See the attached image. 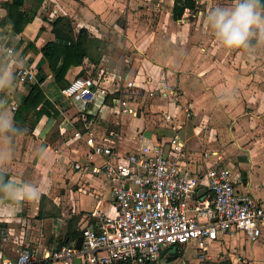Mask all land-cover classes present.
Returning <instances> with one entry per match:
<instances>
[{"label":"crops","instance_id":"0c3cea01","mask_svg":"<svg viewBox=\"0 0 264 264\" xmlns=\"http://www.w3.org/2000/svg\"><path fill=\"white\" fill-rule=\"evenodd\" d=\"M8 1L0 0V22L7 13L5 5ZM133 1L43 0L37 7L33 20L28 22L19 34L13 33L10 25L0 24V67L6 66L14 78L13 86L7 91L0 92V98H3L7 105L8 114L13 115L11 105L15 103L18 106L28 92L27 84L18 85L16 81L14 70L18 62L30 67L36 73L37 79L44 76L41 86L60 112L58 117L43 115L31 132L22 127L23 130L19 134H10L7 138L0 137V149L9 153L7 161L0 164V170L10 173L9 181L13 185L29 184L40 194L38 199L26 201L20 191L3 192L0 198V257L12 256L15 251L14 249L10 255L6 254L2 250L3 246L11 245L16 248L19 245H30L36 251V264H39L43 251H52L57 246L59 237L67 230L72 228L81 230L83 226L93 225L98 213L103 212L110 216L116 214L110 184L102 177H92L69 166L71 161L83 158L85 148L84 145H69L67 141L69 138L66 136L70 131L84 130L83 116L93 121V126L98 131L103 130L106 121H113V117L109 115L104 105L98 102L90 103L87 108L94 112V115L87 112L83 114L78 110V106L63 98L39 47L44 41L59 42L51 31V21L60 15L68 17L76 31L81 27L85 28L89 37L93 39L92 42L102 43L105 46L104 55L105 52L108 53L107 46L111 45L109 40L115 37L114 32L117 28L114 26L121 22L122 17L128 19L129 4ZM32 3L35 4V0H26L24 7L29 8ZM168 4V22H172L175 21L171 18L173 0H169ZM7 47L13 49L12 56L5 57L2 54V50ZM171 49L173 51L175 47ZM164 50L165 52L161 53L158 48L156 51L150 49L149 53L158 61L156 64L162 66L164 63L168 68L169 66L177 68L181 63L175 62V58L169 60L164 57L169 52L168 48ZM193 55L200 56L198 64L204 72L197 83L190 81L187 85L189 90L184 92L185 96L189 94L191 97L186 100L192 110L191 118L183 121V124L178 120L176 124V133L185 144L183 170L186 175L200 178L202 186L200 192L203 194L207 191L205 171L208 168L225 166L229 169L238 191L264 199V48L249 53L244 50L225 51L219 45L205 46L201 49L195 45L190 49L188 58H192ZM102 61L99 62V66L103 65ZM125 61V58L123 62L121 61V69L112 68V73L116 74L120 70L123 76L135 77L137 82L143 81L144 77L141 78L137 73L133 74L134 70L123 72ZM92 64L95 65L88 58L84 59L81 65L71 66L65 78L70 81L83 68ZM134 66L132 64V68ZM195 67L198 68L196 65ZM183 73L182 70L180 75ZM159 74L160 72H157V77L152 76L150 85L156 84L157 80L162 78ZM112 76L108 78V84ZM181 84L185 86L184 83ZM201 86L207 94H199L202 93ZM159 102L161 101L156 100L149 109L154 110ZM175 105V108H178L179 104ZM68 107L75 108L78 115L75 113L68 115L70 110ZM103 117L106 120H102ZM54 126H57L60 134V145H55L57 140L55 144L47 140ZM120 126L122 130L120 148L123 151L132 149L133 135L138 131H143L150 137H154L156 133L161 135L171 133L160 125L147 127L143 116H124ZM203 152H208L209 155L204 156ZM68 177L73 180L76 187L82 189L68 192ZM56 186H59L62 204L57 215L52 214L49 211L51 206L41 200L44 196L45 198L55 196ZM68 198L71 199L69 211ZM240 236L245 238L241 231L226 233L212 242L210 249L223 240L232 241L231 246L241 247L240 252L243 254H251L254 263H264V224L262 234L256 242L246 244L248 240L245 238L246 241L239 244ZM15 240L18 244H14Z\"/></svg>","mask_w":264,"mask_h":264},{"label":"built area","instance_id":"2783aa9c","mask_svg":"<svg viewBox=\"0 0 264 264\" xmlns=\"http://www.w3.org/2000/svg\"><path fill=\"white\" fill-rule=\"evenodd\" d=\"M12 52L11 47L2 50L5 57ZM14 72L18 85L37 81L36 73L23 63L18 62ZM113 77L108 84L102 73L94 76L93 70H85L60 87L59 93L83 114L94 115L87 108L98 102L113 117L98 131L93 121L83 116L85 128L78 136L85 151L83 158L69 166L110 184L116 214L98 213L93 225L81 228L78 248L73 240L43 251L41 259L61 264H74L77 257L81 264H185L183 256L188 250L204 260L211 243L229 232L241 231L249 242H256L264 224V199L238 191L225 166L205 171L207 191L202 194L200 178L183 170L185 144L176 133V115L164 112L160 117V127L170 134L150 137L138 131L132 149L121 150L122 117L143 116L156 100L176 102L177 97L164 82L150 85L151 78L137 82L122 72ZM16 108L17 104L11 105L13 112ZM173 245L180 254L170 259ZM36 262V251L30 245L18 246L12 256L0 257V264Z\"/></svg>","mask_w":264,"mask_h":264},{"label":"rangeland","instance_id":"374dc122","mask_svg":"<svg viewBox=\"0 0 264 264\" xmlns=\"http://www.w3.org/2000/svg\"><path fill=\"white\" fill-rule=\"evenodd\" d=\"M231 1L232 0H197L196 9H187L181 19L168 22L167 12L169 0H134L129 4L130 13L128 19L122 17L121 22L116 23L114 26L117 28V31L114 32L115 37L111 40L108 39L111 43V45L106 48L108 53L105 52L100 58V61H102L105 57V60L102 61L103 65L99 66V61L95 65L92 64L85 67V70H93L94 76L102 73V75L108 79L111 75H116L112 73V68L121 69V63L125 58L128 62H124L123 72H125V70H134L133 74L137 73L141 78L144 77L145 79H152L153 75L157 77V72H160L159 76L162 78L157 81L171 85L172 89L176 91L175 96L177 100L175 102L168 98L166 99V101L169 102L168 104L165 103L166 101L160 100L161 102L155 106L154 110L147 108L145 110L147 112L143 115L144 123L147 127H158L161 123V115L164 112H170L176 115V124H178V120H181L180 124H183V121L188 120L192 116L191 114L187 115L188 111L192 113L190 104H187L188 102L186 101L190 95L186 94L185 96L184 92L189 90L187 85L190 84V81L197 83V80L201 78L204 72L200 69V65L198 64L200 56L193 55L192 58H188L189 51L193 49L195 45L199 49L205 48V46H218V43H216L209 30L205 27V17L207 12L216 5H230L232 3ZM204 34L205 37H203ZM165 45L167 47H165ZM171 47H175V49L172 51ZM156 48L160 49L161 53H163V51L165 52V48H168L169 52H167V55H164V57L169 58V60L175 58V62L181 64L178 65L177 68L170 66L168 68L164 63L162 66L156 64L158 61L154 60L151 53H149L150 49H155L156 51ZM178 52L180 53L179 55ZM108 56L110 58H108ZM111 56L113 57L111 58ZM132 64L135 65L134 68H132ZM187 64H190V66ZM195 65L198 68H196ZM107 66L109 68L105 69ZM182 70L184 73L180 75L182 74ZM118 71L121 72L120 70ZM113 76L112 79H115ZM112 79L110 78L109 81L111 82ZM181 83H184L185 86ZM200 89H202V93L199 94H207L205 90L203 91L202 86ZM176 103L179 104L178 108H175ZM186 107L189 108L188 111L185 109ZM68 108L70 109L67 113L68 115L75 113V108ZM75 115L78 114L75 113ZM53 129L51 136L47 137V140H51L50 142L54 144L56 143L55 140H57L55 145H60L61 139L59 138L60 134L57 126H54ZM80 131L81 130L68 132L66 136L69 138L67 139L69 145H83L82 139L78 136ZM67 181L70 183H68L67 186L68 192L82 189L79 186L76 187V184H73V180L71 181L70 177H68ZM54 189V192H56L55 196L48 198L44 196L41 200L51 206L49 211L52 214L57 215L60 212L62 204L60 203L59 186H56ZM67 202L69 211L71 209V199L68 198ZM244 241H246V239L240 236L238 243L241 244L244 243ZM14 242V244H18L16 240ZM246 244L250 245L252 242L246 241ZM231 245L232 241L226 242L223 240L217 243L215 247L209 250L208 256L204 260H200L197 253L188 250L183 256L185 258V264H214L226 259H228L231 264H256L251 254H243L240 252L241 247L236 248ZM14 249L16 248L11 247V245L2 247L3 252L9 255ZM260 264L264 263L261 262Z\"/></svg>","mask_w":264,"mask_h":264},{"label":"trees","instance_id":"16d2710c","mask_svg":"<svg viewBox=\"0 0 264 264\" xmlns=\"http://www.w3.org/2000/svg\"><path fill=\"white\" fill-rule=\"evenodd\" d=\"M26 0H9L5 7L7 13L1 20V25H10L13 33L19 34L22 32L24 26L33 20L36 15L37 7L43 0H35V4L25 8ZM197 6V0H173L171 8V18L178 20L182 18L185 10H194ZM51 31L53 32L56 40H48L41 43L39 51L43 58L46 60L49 70L53 74L55 83L59 87L68 84L65 75L71 66L81 65L83 60L88 58L92 63L97 64L104 52V45L99 42H92L85 28L81 27L77 31L72 26L71 20L65 16H57L51 21ZM42 74L44 73L40 69ZM85 69L79 73L84 74ZM44 76H41L35 82L27 83V94L23 101L17 106L13 113L16 126L21 130L26 127L27 131L31 132L40 118L43 115L48 117H58L59 110L46 96L43 87L41 86ZM16 135V134H11ZM0 177L9 181L10 173L0 170ZM4 191H0V198ZM81 231L76 228L67 230L58 239V244L54 248H58L63 244H67L75 240ZM180 254L175 250L169 253V258L176 257ZM39 264H53L49 258H43ZM214 264H231L228 259L218 261Z\"/></svg>","mask_w":264,"mask_h":264},{"label":"clouds","instance_id":"9594fccd","mask_svg":"<svg viewBox=\"0 0 264 264\" xmlns=\"http://www.w3.org/2000/svg\"><path fill=\"white\" fill-rule=\"evenodd\" d=\"M205 27L214 40L225 51L244 50L249 53L264 48V0H232L230 5H216L207 12ZM14 84L8 68L0 67V92L7 91ZM7 105L0 98V137L21 131L12 115L6 111ZM9 158V153L0 149V164ZM0 191L15 193L20 191L26 201L39 198L36 188L29 184L13 185L0 177Z\"/></svg>","mask_w":264,"mask_h":264},{"label":"water","instance_id":"95a60500","mask_svg":"<svg viewBox=\"0 0 264 264\" xmlns=\"http://www.w3.org/2000/svg\"><path fill=\"white\" fill-rule=\"evenodd\" d=\"M80 243H81V236H79L76 239L75 246L78 248L80 246ZM175 250H176V245H173L170 249V252H174ZM74 264H81L80 259L78 257L74 259Z\"/></svg>","mask_w":264,"mask_h":264}]
</instances>
